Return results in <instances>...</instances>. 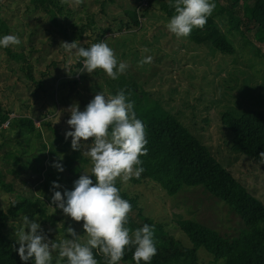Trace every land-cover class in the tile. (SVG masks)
<instances>
[{
  "label": "rangeland",
  "instance_id": "obj_1",
  "mask_svg": "<svg viewBox=\"0 0 264 264\" xmlns=\"http://www.w3.org/2000/svg\"><path fill=\"white\" fill-rule=\"evenodd\" d=\"M58 1L63 12L54 11L52 19L34 11L30 0H0L7 26L0 27V37H19L21 43L10 47L29 59L36 80L35 83L25 80L18 63L0 49V104L10 114L32 117L36 133H41L37 137L9 127L0 135V144H4L0 148V170L16 190L10 194L0 188V210L9 215L6 233L15 243V231L23 226V217L31 209V204L19 201L17 194L32 199L37 205L41 201L45 206L46 216L29 220L40 224L49 240L71 239L66 232L69 227L80 236V242L86 240L83 222L73 221L51 205L53 191L42 185L52 188L55 182L60 185L58 190L75 178L70 172H60L52 166L59 158L65 161V154L73 151L71 137L65 139V133L72 130L67 124L70 119L67 109L78 104L83 111L101 91L115 95L121 90L119 81L124 74L144 94L138 109L146 111L159 105L199 138L264 203V164L232 151V136L221 126L226 111L264 112V35L261 31L243 32L230 15L217 16L215 21L235 49V54L229 56L212 43L177 38L166 28L170 18L156 5L141 6L143 0ZM136 8L141 26L123 27L130 21L127 12ZM102 33L107 34L105 42L118 60L128 64L126 71L115 80L101 70L82 74L78 63H83V59L75 51L69 54L60 47L61 42L73 41L89 47L97 43ZM147 56L153 58L152 62L138 66V61ZM63 147L66 153L58 150L59 158L51 154V150ZM8 153L18 156L24 168L4 160ZM83 157L88 162L80 164L82 175L90 169V159ZM117 182L123 191L138 197L146 216L165 225L168 236L184 246H190V241L176 224L179 217L195 220L228 237L237 236L245 228L224 202L200 187L169 196L153 183L135 185L131 179L123 183L119 178ZM133 216L140 221L136 213ZM57 256L53 252L52 264H56ZM199 256L201 264H224L216 262L204 249L199 250Z\"/></svg>",
  "mask_w": 264,
  "mask_h": 264
},
{
  "label": "trees",
  "instance_id": "obj_2",
  "mask_svg": "<svg viewBox=\"0 0 264 264\" xmlns=\"http://www.w3.org/2000/svg\"><path fill=\"white\" fill-rule=\"evenodd\" d=\"M171 2L174 3V0ZM213 2L216 8L208 18L205 27L194 29L188 36L196 43L209 42L225 55L235 54L232 43L215 21L217 16L225 13L232 17L243 32L259 30L264 35V0H213ZM148 3L158 6L159 10L169 18L174 14V8L169 6L170 0H149ZM30 6L34 11L52 19L54 11L59 14L63 12L58 0H30ZM138 12L137 8L127 12L130 21L123 27H140ZM0 27L7 28L1 9ZM106 36L107 34L102 33L96 42H105ZM0 49L5 51L11 61L18 63V69L23 72L25 80L36 82L31 62L23 53L15 52L10 46ZM78 66L82 68V63H78ZM74 81L77 82V80ZM119 83L120 88L125 90L129 101L134 104L137 118L143 121L147 131V155L140 157L144 171L138 179L133 177L132 182L135 185L153 183L169 196H177L200 187L212 197L224 202L229 210L245 224V228L237 236L228 237L195 220L179 217L176 224L190 241V246H184L179 240L168 236L165 225L146 216L140 207L138 197L123 191L117 182L122 198L132 205L128 227L134 231L143 227L144 224L154 226L157 254L150 264H201L200 249H204L216 262L224 264H264V229L262 228L264 203L250 193L248 188L236 178L234 172L217 160L199 138L159 105L155 104L153 109L146 111L138 109V106L142 105L144 94L134 80L124 74ZM42 84L39 81V86ZM8 119H10V111L0 104V125ZM221 124L232 136L231 150L252 161L259 162V153L264 152V112L250 110L243 114H234L226 111L221 118ZM10 127L41 137L40 132L36 133V123L32 117H15ZM5 131L0 132V135ZM3 146V143L0 144V148ZM43 147L47 145L43 144ZM58 150L66 153V147H63L51 150V154L59 158ZM4 156V160L13 161L15 166L24 168L20 158L13 153ZM65 156V161L59 158L57 162L64 170L75 175L74 180L58 190L47 184H43L42 187L51 189L53 192L60 191L62 194L65 190L73 189L74 182L82 175L80 164L87 163L88 160L83 157L81 151L73 150L72 154L66 153ZM91 179L95 183V177ZM0 188L6 193H16L13 184L5 180L2 170H0ZM17 197L19 201L31 204L30 213L26 215L29 219L46 216V208L40 200H38L40 205H37V202L26 199L20 194H17ZM134 213L140 221L136 220ZM8 219L9 215L0 210V264H25L18 255L19 244L15 243L6 233ZM93 251L98 264H107V261L96 250ZM133 252L134 247L127 248L119 264H135L132 259ZM26 264H34V259H30ZM63 264H66V261Z\"/></svg>",
  "mask_w": 264,
  "mask_h": 264
},
{
  "label": "clouds",
  "instance_id": "obj_3",
  "mask_svg": "<svg viewBox=\"0 0 264 264\" xmlns=\"http://www.w3.org/2000/svg\"><path fill=\"white\" fill-rule=\"evenodd\" d=\"M169 6L174 8V14L166 28L177 38H186L194 29L204 28L216 8L213 0H174V3L170 0ZM20 43L16 35L0 37V48ZM60 47L69 54L75 51V55L83 59L81 73L101 70L115 80L128 67L126 62L118 60L106 42L93 43L89 47L81 46L78 41L61 42ZM152 59L151 56L143 57L138 66L149 64ZM67 111L70 113L67 124L72 130L65 133V139L71 137L72 149L90 159V169L74 182L72 190H65L63 194L54 191L51 205L73 221H83L86 240L80 242V236L71 227L66 229L71 239L49 240L40 224L24 216L23 226L15 231L21 261L26 264L34 259V264H52L53 252H57L56 264L63 261L66 264H98L93 251L96 250L107 264H119L125 250L134 247L135 264H150L157 254L154 226L144 224L134 231L128 227L132 205L122 198L117 187L118 178L127 183L133 177L138 179L144 171L140 157L147 155V131L143 121L137 118L134 104L123 89L115 95L101 91L83 111L78 104ZM259 158L260 164H264V152L259 153ZM52 166L64 171L58 162ZM91 177H95V183ZM59 187L53 182V189Z\"/></svg>",
  "mask_w": 264,
  "mask_h": 264
},
{
  "label": "built area",
  "instance_id": "obj_4",
  "mask_svg": "<svg viewBox=\"0 0 264 264\" xmlns=\"http://www.w3.org/2000/svg\"><path fill=\"white\" fill-rule=\"evenodd\" d=\"M148 2H149V0H143L141 6H143V7L148 6V4H149ZM15 117H18V116L10 114V119H8L7 121H5L3 124L0 125V132L8 129L11 125L12 119Z\"/></svg>",
  "mask_w": 264,
  "mask_h": 264
}]
</instances>
